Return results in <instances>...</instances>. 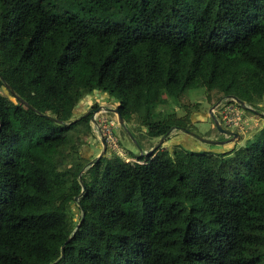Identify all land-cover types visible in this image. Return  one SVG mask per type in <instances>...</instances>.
I'll return each instance as SVG.
<instances>
[{"label":"trees","instance_id":"1","mask_svg":"<svg viewBox=\"0 0 264 264\" xmlns=\"http://www.w3.org/2000/svg\"><path fill=\"white\" fill-rule=\"evenodd\" d=\"M95 92L166 142L188 95L259 115L264 0H0V264H264V127L239 153L91 159Z\"/></svg>","mask_w":264,"mask_h":264},{"label":"rangeland","instance_id":"2","mask_svg":"<svg viewBox=\"0 0 264 264\" xmlns=\"http://www.w3.org/2000/svg\"><path fill=\"white\" fill-rule=\"evenodd\" d=\"M232 101L226 98L218 101L216 96L210 100L208 95L203 94L188 95L183 101L189 112L193 113L194 121H196L191 124L192 132L206 139L228 140L227 144L219 146L206 144L182 131H174L170 135V141H165L162 148L182 143L193 151L230 152L237 149L235 153H239L244 150L247 142L253 141L257 131L264 127V108L259 110L258 115L248 112L246 108L240 107L235 101H233L235 103ZM84 102L78 110V114L93 112L94 120L93 136L85 140L86 145L88 144L92 149L91 159H97L103 152V138L108 144L105 154L108 160L117 161L120 159L130 164L144 162V159L148 158L160 142L161 139H149L144 133L135 130V137L130 135V132L119 124L117 115L109 112V109L116 107L107 94L95 92ZM95 105H98L99 108L94 109ZM102 107L101 112L98 111ZM179 114L184 116L186 111L179 110ZM215 121H218L223 129L239 134V138L232 142V137L219 132ZM110 137L109 143L108 138ZM73 208L78 219L79 210L77 207Z\"/></svg>","mask_w":264,"mask_h":264},{"label":"water","instance_id":"3","mask_svg":"<svg viewBox=\"0 0 264 264\" xmlns=\"http://www.w3.org/2000/svg\"><path fill=\"white\" fill-rule=\"evenodd\" d=\"M231 100L235 101L238 105H240V106L243 107V108L251 109L250 107H248V106L246 105L245 102H243V101H241V100H239V99H237V98H235V97H232ZM217 106H218V105H217ZM102 109H103V107L100 108L98 111L101 112ZM109 112H112V113L116 114V115H117V118H118V122H119V124H120L121 126L126 127V125H125V121H124V118L122 117V115H121V113H120V111H119L118 108L109 109ZM89 114H90V113H87L86 115H89ZM215 125H216V127L218 128V130H219L220 133L225 134L226 136L232 137V138H231V141H232V142L235 141V140H237V139L239 138V134H237V133H235V132H231V131H229V130H225V129H223L222 126H221V124H220L218 121H215ZM183 132H184L185 134H187V135H189V136H191V137H193V138H195V139H197V140L203 142V143H206V144L218 145V146H219V145H225V144H227V143L229 142V141H216V140L206 139V138H203V137H201V136H198L197 134H195L194 132L189 131V130H183ZM165 140H166L165 137L162 138V139L160 140V142L157 144V146L152 150L151 153H153V152L157 151L158 149H160V148L163 146V144L165 143ZM102 144H103V152L100 154V156H99L97 159H101L102 157H104L105 154H106V152H107L108 144H107L105 138L102 139ZM93 163H94V162H91V165H92ZM84 171H85V170H83L82 174L84 173ZM81 182H82V180H81ZM82 185H83V184H82ZM83 187H84V185H83ZM79 198H80V197H78L77 200H79ZM62 255H64V252L62 253Z\"/></svg>","mask_w":264,"mask_h":264},{"label":"built area","instance_id":"4","mask_svg":"<svg viewBox=\"0 0 264 264\" xmlns=\"http://www.w3.org/2000/svg\"><path fill=\"white\" fill-rule=\"evenodd\" d=\"M108 141H109V143H110V141H111V137H110V138H108Z\"/></svg>","mask_w":264,"mask_h":264},{"label":"flooded vegetation","instance_id":"5","mask_svg":"<svg viewBox=\"0 0 264 264\" xmlns=\"http://www.w3.org/2000/svg\"><path fill=\"white\" fill-rule=\"evenodd\" d=\"M228 141V140H227Z\"/></svg>","mask_w":264,"mask_h":264}]
</instances>
